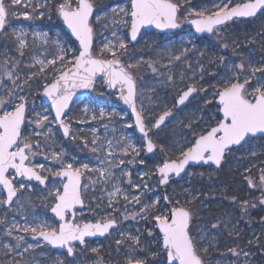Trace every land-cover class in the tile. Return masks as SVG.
Segmentation results:
<instances>
[{"label": "rangeland", "instance_id": "rangeland-1", "mask_svg": "<svg viewBox=\"0 0 264 264\" xmlns=\"http://www.w3.org/2000/svg\"><path fill=\"white\" fill-rule=\"evenodd\" d=\"M99 1L102 0H94L96 9L94 15L108 13L111 17L109 11L111 7L117 3L127 4V0H108L105 5L99 6ZM35 3L36 0H33L32 6H15L18 15L10 17L6 29L0 32V81H3L0 83V96H6L8 90L24 95L27 100L26 120L34 118L35 113H42L47 109L49 120L52 121L54 111L42 96L44 84L54 78L52 66L49 65L44 73L28 80L31 73L39 72V65L35 67L31 65L34 59H52L57 55L59 49L56 41H60L62 46L70 47L73 51L79 48V42L66 30L54 8H40L33 12ZM39 3L43 4L44 0H39ZM55 3L56 0H49L50 5ZM218 3L220 0H182L186 7L184 20L194 17L188 16L193 10H204L209 13L214 11L213 6ZM41 11L45 13L44 16L40 15ZM24 12L29 14V18H25ZM179 19L183 20L180 18V12ZM93 27L95 31L103 34L94 37V50L98 52L103 37L111 38V32L116 29L110 21L108 27H104L103 20L99 24L94 23ZM118 31L124 34L123 38L128 45L127 51L120 57L121 61L133 65L139 62L143 64L142 68L134 69V76L138 85V107L140 110L143 104L142 115L146 124L151 128L164 112L172 113L171 119L163 127L153 128L149 132L158 149L153 153L146 152L131 114L119 100L118 91H108L104 79H99L92 93L77 100L64 117V122L70 124L71 134L65 136L59 122H52L50 138L45 139L41 136V149L37 155L30 157L31 165L45 166L44 171L39 168L36 170L48 177L47 184L39 185L37 181H28L23 177H16L13 180L17 188L23 182L30 183L32 189H25L19 193L20 201L24 204L22 210L18 211L16 204L11 207L0 205V220L4 221L0 223V264H127L130 256L144 261V264H161L164 253L158 243L159 233L154 227L152 217L142 219L136 216L133 219L132 214L140 211V205L125 201L123 196L139 195L144 204L159 199L160 204L167 208L174 206L163 199L161 185L155 173L156 165L165 158H177L182 150L181 146L186 140L192 139L193 132L199 134L203 129L215 125L219 117L216 99L212 93L221 87L223 79L232 75L230 69L233 66L240 63L245 65L241 81L245 75H250L248 71L250 68L264 67V11L255 17L235 19L219 26L210 35L204 36H198L192 26L165 33L152 28L144 29L139 41L132 43L128 40V30L123 25ZM14 32L26 34L24 38L27 46L23 56L17 50L18 43ZM37 33L41 36L46 33L44 39L48 42L44 43V39L34 35ZM224 44L228 47L224 48ZM135 49L139 50V54L134 64L130 59ZM176 56L181 58L176 60L174 59ZM6 60L13 63L6 65ZM56 68H60L59 63ZM153 68L156 69L155 72ZM8 70L14 73L11 79L5 75ZM259 75L257 73V76ZM16 77L19 79L16 80ZM169 77L172 79L169 80ZM17 85H22L23 91ZM189 86L195 87L197 92L188 103L179 108L177 100ZM208 100H212L213 103L207 104ZM85 108L89 111L85 112ZM101 109L106 113L103 118L100 117ZM93 114L96 119H92ZM189 124L191 130L188 128ZM34 129L35 125L28 124L23 134L29 136ZM93 129L95 136L100 138V142H105V146L106 140H113V165L119 164L120 160H124L125 163L119 168H112L115 180L98 183L88 189L84 195L85 206L76 210L75 221L82 224L115 218L118 227L104 238L89 239L84 245H73L72 256L67 255L65 248L60 250L47 242L33 239L30 232L16 230L13 236H7L5 229L13 223L23 226L33 221H47L58 227L59 219L51 212L54 201L48 196V191L54 186H61L64 181L51 174L60 167L50 158L51 151L63 150L66 162H72V158L78 161L74 166L84 163H88L90 167L97 166L96 155L90 150ZM43 131L48 129L45 128ZM85 140L89 141L87 147ZM129 140L140 149L138 155H124L121 151V145ZM45 144L51 147H43ZM161 145L165 149L164 152L160 150ZM233 149L228 152H231L230 156L226 154L224 164L226 163L225 168H229L232 178H240L235 187L232 188L217 180L216 172L221 167L217 169L213 165H201L191 167L181 179L172 180L166 187V194L170 200H179L181 205L192 212L193 233L199 232L205 236L203 242L198 245L207 249L202 254L205 264H264V216L255 221L249 218V208L264 207V203H261L264 191L259 184L261 170H264V136L251 138L242 146ZM40 152L44 154L41 155ZM47 169H51V172ZM123 172L131 173V184L129 177L123 175ZM245 177L253 179L256 187H250ZM10 178H13L11 170ZM90 179L96 180L97 174L86 173L83 184H89ZM144 184H147V188L143 187ZM135 185L141 187L136 188ZM113 186L121 188V194L113 204L116 211L108 208L107 193L113 190ZM242 190L245 197L239 199L236 194ZM0 198H3L2 188ZM244 201L248 202L247 206L243 204ZM125 216H128V219H124ZM213 224L217 227L212 228ZM149 232L153 235L150 236ZM19 235L24 236L21 248L8 252L4 245L15 244V237ZM130 235L139 236V245L133 244L129 239ZM117 241L121 243L117 244ZM37 243L38 247L24 252V248L29 244ZM93 248L97 251L93 252ZM233 249L239 255L233 254ZM17 251L23 255H17ZM244 253L248 254L247 257Z\"/></svg>", "mask_w": 264, "mask_h": 264}, {"label": "snow or ice", "instance_id": "snow-or-ice-1", "mask_svg": "<svg viewBox=\"0 0 264 264\" xmlns=\"http://www.w3.org/2000/svg\"><path fill=\"white\" fill-rule=\"evenodd\" d=\"M32 3L33 0H0V31L6 29L10 17L18 15L15 6L29 7L32 6ZM50 7L54 8L58 18L63 21V24L79 42V48L73 51L70 47L62 46L60 41H56V46L59 49L57 55L52 59H34V63L31 65V67L39 65V72L31 73L28 80L44 73L49 65L52 66L54 78L43 86V95L50 99L52 108L55 110L52 121L49 120L47 109L42 113H35L34 118L26 120L27 100L24 95L8 90L6 96H0V188L3 189L0 205L11 207L16 204L18 211L24 208L19 193L25 189L31 190L32 185L22 182L17 188L13 180L16 177H23L28 181L35 180L39 185L47 184L48 177L41 175L36 170L39 168L44 171L45 166L43 164L31 165L30 157L37 155L38 150L41 149V136L45 139L50 138V124L52 122H59L65 136L71 134L69 131L70 124H65L62 119L66 114L65 110L69 107L74 90L92 88L97 74H102L109 88L119 87L121 99L131 107L135 114V126L141 133V140L144 142L147 153H153L157 148L149 132L153 128L158 129L171 114L164 112L149 128L142 115L143 104L141 109L137 110L138 93L136 77L134 76V69L137 65L121 61L120 57L127 51L128 45L123 38L124 34L120 33L118 29L123 25L128 30V40L136 41L141 29L147 26H154L162 30L178 28L180 27L178 13L182 7L180 0H127L126 5L117 3L109 9L111 17L108 13L94 15L96 11L94 0H56L54 5H50L49 0H44L43 4L36 0L33 12L40 8ZM213 7L214 11L210 13L204 10H193L188 13V16L195 17L189 23L195 26L196 32L213 33L218 26L233 20V18L255 17L258 12L264 11V0H240V2L220 0V3ZM44 14L43 11L40 12L41 16ZM23 15L25 18H29L27 12H24ZM101 20L104 21V27H108L110 21L116 30L111 32V38L104 36L98 52H94V37L103 34L95 31L93 24H99ZM13 34L17 39V50L23 56L27 46L24 38L26 34L23 32H14ZM34 35L42 39L47 36L46 33L43 36L38 33ZM47 42V39H44V43ZM223 47L227 48L228 45L224 44ZM77 51L78 54H76ZM180 58V56H176L174 59L179 60ZM8 63L13 62L6 60V65ZM57 63L60 65L59 69L56 68ZM152 70L156 71L155 68ZM230 71L232 75L223 79L221 87L212 93L217 101L216 111L219 117L215 126L203 129L199 134L193 132L192 139L186 140L185 144L181 146L182 150L177 158H165L156 165L155 173L160 185H167L170 176L173 174L177 177L180 176L185 171V167L192 161L203 162L204 164L212 163L219 167L226 152L231 150V146H242L258 134L264 136V67L250 68L248 70L250 75H245L243 81H241V75L245 73L243 63L233 66ZM257 73L260 75L257 76ZM5 75L11 79L14 73L8 70ZM18 79L19 77H16V80ZM168 79L171 80L172 78L169 77ZM17 87L23 91L22 85H17ZM195 92L197 89L189 86L187 91L179 96L177 103L183 104ZM206 103L211 104L213 101L208 100ZM84 111L88 112L89 109L85 108ZM105 115L106 113L101 109L100 117L103 118ZM92 119H96L95 114H93ZM28 124L35 125V129L29 136H25L23 131ZM128 127H132V125H128ZM45 128L48 131H43ZM188 128L191 130V124L188 125ZM93 134L90 150L96 155L97 166L90 167L88 163L74 166V164H78V161L72 158V162H66L63 150L51 151L50 158L56 161L60 167L55 172H51V169H47V171L51 172L54 177L63 178L64 181L61 186H54L48 191V196L54 201L51 212L59 218L58 227L49 224L47 221H33L32 223H25L23 226L13 223L5 229L7 236H13V232L16 230L24 233L30 232L33 239L42 240L53 247L65 248L67 255L72 256L74 252L73 242L84 245L86 237L97 234L104 235L115 226V218L82 224L77 223L74 219L76 215L74 210L77 205H84L83 197L88 189L98 183H108L109 180H115L116 176L112 168H119L125 163L124 160H120L119 164L113 165V140H106L105 146V142H100V138L95 136V129H93ZM33 139H35V143H33ZM123 139L122 137L121 140L123 141ZM88 143L89 141L85 140V147L88 146ZM43 147L50 148L51 146L45 144ZM160 150L161 152L165 151L162 145ZM121 151L124 155L132 154L135 156L139 154L140 149L129 140L126 144L121 145ZM39 154L43 155L44 153L40 152ZM252 154L255 155V153ZM132 162L129 161V163ZM10 170L13 176L11 179ZM86 173H96L97 179H90L89 184H82L81 178ZM123 175L129 177V184H131V173L123 172ZM141 179H143V174ZM245 179L250 187H256L253 179L249 177H245ZM259 184L264 191V170H261ZM135 187L140 188L141 185H135ZM143 187L147 188V184H144ZM119 194H121V188L118 186H113V190L107 193L108 208L113 211H116L113 204ZM123 199L129 203L134 202L136 205H140V211L132 214L133 219L136 216H140L142 219L152 217L154 227L159 233L158 243L164 253L161 264H204L202 254L207 249L200 248L198 245L203 242L205 236L203 233H193L191 227L192 212L181 205L179 200L172 201L165 195L163 199L174 205L167 208L160 204L159 199L150 204L142 203L139 195L131 197L124 195ZM233 199L235 198L233 197ZM261 203H264V198L261 199ZM243 204L247 206L248 202L244 201ZM69 215L73 219H68ZM124 219H128V216H125ZM0 223H4V221L0 220ZM216 227L217 225H212V228ZM149 235L152 236L153 233L149 232ZM129 239L135 245L140 243L139 236L130 235ZM15 240V244L4 245L8 252L20 249L24 236H16ZM120 243L121 241H117V244ZM38 246L39 243L36 245L29 244L24 248V252ZM92 251L96 252L97 249L93 248ZM232 251L233 254L239 255L235 249ZM17 255L22 256L23 253L17 251ZM244 255L247 257L248 254L244 253ZM127 264H144V261L130 256Z\"/></svg>", "mask_w": 264, "mask_h": 264}, {"label": "water", "instance_id": "water-1", "mask_svg": "<svg viewBox=\"0 0 264 264\" xmlns=\"http://www.w3.org/2000/svg\"><path fill=\"white\" fill-rule=\"evenodd\" d=\"M260 12H258V14H259ZM257 14V15H258ZM195 17H192V18H189V19H186V20H180L179 19V13H178V22L180 23V27H178V28H174V29H157V28H155L154 26H147V27H144V28H142L141 29V31H140V33L138 34V37H137V40L136 41H131L132 43H136V42H138L139 41V38H140V35H141V33L143 32V30L144 29H155L156 31H158V32H161V33H165V32H174V31H177V30H180V29H182V28H185V27H190V26H192L193 27V29L195 30V26L194 25H192V24H190L189 23V21L191 20V19H194ZM241 18H243V17H241ZM235 19H238V18H233V20H235ZM233 20H231V21H233ZM231 21H228V22H231ZM228 22H226V23H228ZM225 23V24H226ZM225 24H223V25H225ZM219 27V26H218ZM217 27V28H218ZM65 28H66V30L71 34V32H70V30L67 28V26L65 25ZM1 32V31H0ZM196 32V31H195ZM196 34L198 35V36H204V35H210L211 33H207V32H203V33H198V32H196ZM71 36L74 38V39H76L72 34H71ZM94 44H95V40H94ZM94 52H95V50H94ZM101 78H103L102 77V74H97V77L95 78V81H94V85H93V87L92 88H87V89H85V88H79V89H75L74 90V95H73V98H72V100L69 102V107H68V109H66L65 110V115L62 117V119L64 120V117L69 113V111H70V108L72 107V105L77 101V100H79V99H81V98H83V97H85V96H87V95H90L91 93H92V91L94 90V87H95V84H96V82L99 80V79H101ZM104 79V78H103ZM104 81H105V79H104ZM105 85H106V87H107V90L108 91H114V90H117L118 91V97H119V100L123 103V105L127 108V110L129 111V113L131 114V116H132V118H133V120H134V126H135V114L132 112V110H131V107L129 106V105H126L124 102H123V100L121 99V97H120V91H119V87H117V88H115V89H113V88H109L108 86H107V84H106V81H105ZM136 86H137V93H138V85H137V80H136ZM188 89V88H187ZM187 89L185 90V91H187ZM182 95V94H181ZM195 95V93H193L191 96H189V98L183 103V104H178L177 103V105H178V107L180 108V107H182L183 105H185L186 103H188L191 99H192V97ZM42 96L44 97V99L51 105V101H50V99L49 98H47V97H45L44 95H43V93H42ZM179 99V98H178ZM178 101V100H177ZM216 103H217V101H216ZM136 106H137V110L139 111V107H138V102H137V100H136ZM51 107H52V105H51ZM53 109V108H52ZM53 111H54V114H55V110L53 109ZM168 112H170V111H168ZM171 113V112H170ZM26 114H27V112H26ZM160 117V116H159ZM158 117V118H159ZM171 117H172V113L170 114V116L168 117V118H166V120L161 124V126L159 127V128H161V127H163L170 119H171ZM157 118V119H158ZM66 124V123H65ZM215 126V125H214ZM136 127V130H137V132H138V134L141 136V133L139 132V130H138V127L137 126H135ZM158 128V129H159ZM63 129V128H62ZM69 131H70V129H69ZM258 136H261V135H257L256 137H258ZM154 142V141H153ZM155 143V142H154ZM156 144V143H155ZM238 147V146H241V145H234V146H231V149L233 148V147ZM158 149V146H157V148L154 150V152L156 151ZM227 153V152H226ZM226 155V154H225ZM224 159H225V156H224ZM224 159L222 160V162H221V164H220V166L222 165V163H223V161H224ZM200 165H213L214 167H216V168H219V167H217L215 164H212V163H209V164H204L203 162H195V161H192V162H190L189 163V165H187L186 167H185V171L184 172H182L181 173V175L180 176H175L174 174L173 175H171L170 176V180H169V183H170V181L172 180V178H176V179H180V178H182L185 174H186V172L192 167V166H200ZM11 179V178H10ZM63 179V178H62ZM48 181V180H47ZM83 182H84V177L82 176V178H81V183L83 184ZM168 183V184H169ZM167 184V185H168ZM167 185H161V191H162V194H163V196H165V195H167L166 194V187H167ZM43 186H45V185H43ZM84 198V197H83ZM15 199V198H14ZM85 201V200H84ZM167 202V201H166ZM85 206V203H84V205L83 206H81V205H77L76 206V209L74 210L75 211V213H76V210L77 209H80V208H83ZM75 217H76V215H75ZM75 217H74V219H75ZM58 218V217H57ZM68 219H73V217L71 216V215H69L68 217H67ZM59 219V218H58ZM89 222H92V221H89ZM87 223V222H86ZM92 223H95V222H92ZM118 227V223L116 222V224H115V226L113 227V228H111V229H109V232L108 233H105L104 235H100V234H97V235H95V236H89V237H86V241L87 240H89V239H95V238H104V237H106L113 229H115V228H117ZM86 243V242H85ZM76 244H79V242H73V245H76ZM79 245H81V244H79ZM56 248H58V249H60V250H63L64 248H59V247H56ZM74 249V248H73ZM202 259H203V257H202ZM203 261H204V259H203ZM204 264H205V261H204Z\"/></svg>", "mask_w": 264, "mask_h": 264}, {"label": "trees", "instance_id": "trees-1", "mask_svg": "<svg viewBox=\"0 0 264 264\" xmlns=\"http://www.w3.org/2000/svg\"><path fill=\"white\" fill-rule=\"evenodd\" d=\"M106 1H108V0H102V1H99V2H98V5H99V6H101V5H105V4L107 3ZM180 2H181V4H182V0H180ZM185 9H186L185 5L182 4L181 11H180V18L183 19V20H184V18L186 17ZM138 54H139V50H137V49H135V50L133 51V53H131V59H130V61H131L132 63L135 64L136 56H137ZM135 65H137V67H136L135 69H140V68H142V66H143L142 62H139L138 64H135ZM233 150H234V149H232V151H233ZM230 153H231V152H230ZM230 153H228L227 156H230ZM225 165H226V163L224 164V166H225ZM224 166H223V167H224ZM216 175H218L217 180H218L219 182H222L223 184H228V185L231 186L232 188L235 187V183H236V182L240 181V178H239V177H238V178H232V174L230 173L228 167H227V168H224V169L221 168L220 170H218V171L216 172ZM236 196H237V198L242 199V197H244V191H243V190H242V191H239L238 194H236ZM261 209H264V207L262 206ZM262 213H264V211H263ZM262 213L259 212V208H258V210H257V214H256V219H259L260 216L263 215ZM263 224H264V221H263Z\"/></svg>", "mask_w": 264, "mask_h": 264}, {"label": "flooded vegetation", "instance_id": "flooded-vegetation-1", "mask_svg": "<svg viewBox=\"0 0 264 264\" xmlns=\"http://www.w3.org/2000/svg\"><path fill=\"white\" fill-rule=\"evenodd\" d=\"M224 166V163H223V165L221 166V168L222 169H224L225 168V166ZM253 191V190H252ZM252 196V195H251ZM250 196V197H251ZM244 197H245V194H244ZM244 197H242V198H244ZM251 200H252V197H251ZM250 210H249V218L252 220V221H255V219H256V214H257V208H255L254 207V209H251V208H249ZM264 211V209H259V212L260 213H262ZM263 215L262 216H260V218L259 219H261L263 216H264V213H262ZM249 229V228H248ZM256 247V246H255Z\"/></svg>", "mask_w": 264, "mask_h": 264}]
</instances>
